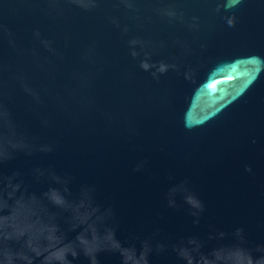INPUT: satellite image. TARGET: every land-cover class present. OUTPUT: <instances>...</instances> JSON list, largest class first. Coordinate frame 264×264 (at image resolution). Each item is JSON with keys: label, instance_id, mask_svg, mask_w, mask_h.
Instances as JSON below:
<instances>
[{"label": "water", "instance_id": "obj_1", "mask_svg": "<svg viewBox=\"0 0 264 264\" xmlns=\"http://www.w3.org/2000/svg\"><path fill=\"white\" fill-rule=\"evenodd\" d=\"M0 264H264V0H0Z\"/></svg>", "mask_w": 264, "mask_h": 264}]
</instances>
